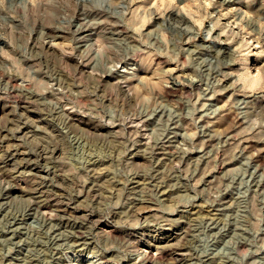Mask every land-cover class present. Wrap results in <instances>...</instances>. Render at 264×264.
I'll return each instance as SVG.
<instances>
[{"label":"rangeland","instance_id":"1","mask_svg":"<svg viewBox=\"0 0 264 264\" xmlns=\"http://www.w3.org/2000/svg\"><path fill=\"white\" fill-rule=\"evenodd\" d=\"M78 256L264 264V0H0V264Z\"/></svg>","mask_w":264,"mask_h":264},{"label":"bare ground","instance_id":"2","mask_svg":"<svg viewBox=\"0 0 264 264\" xmlns=\"http://www.w3.org/2000/svg\"><path fill=\"white\" fill-rule=\"evenodd\" d=\"M40 194H41V192H40ZM40 194H38V196L40 195ZM41 196V195H40ZM40 206V205H39ZM42 208V207H41ZM48 208V207H47ZM41 210H43V209H41ZM42 212H44L45 213V210H43ZM46 215V214H45ZM44 215V216H45ZM78 232V231H77ZM78 234V233H77ZM81 235V234H80ZM83 235H81V237H82ZM80 237V236H79ZM81 237H80V239H81ZM77 238H78V236H77ZM86 239V237L84 238V240ZM78 240V239H77ZM80 241V240H79ZM182 253L181 252H179V249H177L176 251H175V256L177 257H182ZM76 257V256H75ZM100 259V258H99ZM77 261H80V262H83V263H86L87 264V262H88V260H87V258H85V257H82V256H78L77 257V259H76ZM101 261V260H100ZM105 261V260H104ZM178 261V260H177ZM94 262V261H93ZM106 262V261H105ZM109 262V261H108ZM89 264H90V262H88ZM91 264H93V263H91Z\"/></svg>","mask_w":264,"mask_h":264}]
</instances>
